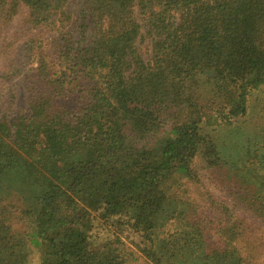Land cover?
<instances>
[{"label":"trees","instance_id":"16d2710c","mask_svg":"<svg viewBox=\"0 0 264 264\" xmlns=\"http://www.w3.org/2000/svg\"><path fill=\"white\" fill-rule=\"evenodd\" d=\"M77 1L0 0V21L25 6L57 32L23 74L29 114L0 117V264H125V232L150 264H248L181 190L200 160L264 221V127L215 133L264 91V0Z\"/></svg>","mask_w":264,"mask_h":264},{"label":"rangeland","instance_id":"374dc122","mask_svg":"<svg viewBox=\"0 0 264 264\" xmlns=\"http://www.w3.org/2000/svg\"><path fill=\"white\" fill-rule=\"evenodd\" d=\"M78 5V1L73 0L71 10L75 12ZM56 34L53 26L33 27L25 6L18 9L14 19L0 21V117L14 121L20 111L29 114L28 82L23 74L35 69L39 52L44 54L46 60H55ZM142 53L147 58L150 46L145 44ZM249 105V120L245 124L216 128V135L226 129H234L233 127H264V91L254 93L249 99ZM222 135L226 139L232 137L228 133ZM196 164L199 181L187 180L181 190L184 199L191 201L193 208L195 206L196 217L201 219L209 236L213 238L218 236L217 226L220 220L234 223L239 232L244 233L237 245L242 257L248 264H264V221L247 206L243 196L237 191L239 188L227 178L225 170L206 169L200 160ZM174 230V227H170L167 233ZM108 232L97 220L93 230L95 237L98 240L106 239L110 235ZM123 242L127 254L125 264H150L137 248L138 236L125 232ZM30 264H41L40 255L36 251L33 252Z\"/></svg>","mask_w":264,"mask_h":264}]
</instances>
